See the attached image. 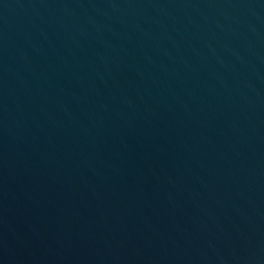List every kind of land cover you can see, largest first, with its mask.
I'll list each match as a JSON object with an SVG mask.
<instances>
[{
    "label": "water",
    "instance_id": "95a60500",
    "mask_svg": "<svg viewBox=\"0 0 264 264\" xmlns=\"http://www.w3.org/2000/svg\"><path fill=\"white\" fill-rule=\"evenodd\" d=\"M0 264H264V0H0Z\"/></svg>",
    "mask_w": 264,
    "mask_h": 264
}]
</instances>
